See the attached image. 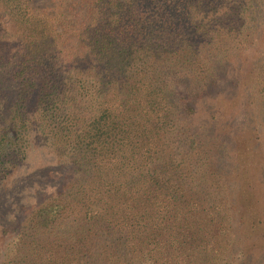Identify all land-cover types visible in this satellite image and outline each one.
Returning a JSON list of instances; mask_svg holds the SVG:
<instances>
[{
  "label": "trees",
  "instance_id": "16d2710c",
  "mask_svg": "<svg viewBox=\"0 0 264 264\" xmlns=\"http://www.w3.org/2000/svg\"><path fill=\"white\" fill-rule=\"evenodd\" d=\"M36 3L0 0V186L35 124L62 171L3 264H223L234 221L264 208L253 164L190 120L233 100L227 69L264 34V0ZM252 80L264 98V62Z\"/></svg>",
  "mask_w": 264,
  "mask_h": 264
},
{
  "label": "rangeland",
  "instance_id": "374dc122",
  "mask_svg": "<svg viewBox=\"0 0 264 264\" xmlns=\"http://www.w3.org/2000/svg\"><path fill=\"white\" fill-rule=\"evenodd\" d=\"M36 2L42 5L44 0ZM257 37L258 40L252 43L251 48L246 49V60L230 64L227 69V81L232 80L235 84L231 95L233 100H223L224 94L220 98L218 96L201 101L196 104L197 111L190 120V127L197 130L199 134L195 136L204 146H208L221 134L225 141L234 142L231 149L242 151L245 163L253 164L250 166L253 171L249 174V186H254L256 195L252 204L253 211L264 208V98L260 87L253 85L252 80L257 63L264 62V34H258ZM206 109L218 111L205 122L203 112ZM220 116L222 120L218 122ZM41 146L42 136L35 124L26 159L0 186V264L10 256L15 239L13 228L31 208L51 193V189H56L60 179V158L56 157L54 150ZM230 146L227 144L226 149ZM224 159L230 160L227 156ZM240 198L241 203L245 201ZM259 213L253 222L256 225L254 229L251 223L254 214L252 210L239 215V223L238 220L234 221L238 225L235 245L233 251L225 256L223 264H264V209L263 213Z\"/></svg>",
  "mask_w": 264,
  "mask_h": 264
}]
</instances>
